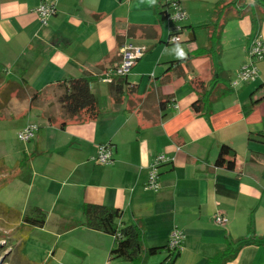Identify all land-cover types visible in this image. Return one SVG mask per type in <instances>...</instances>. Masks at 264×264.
I'll list each match as a JSON object with an SVG mask.
<instances>
[{
	"label": "crops",
	"instance_id": "1",
	"mask_svg": "<svg viewBox=\"0 0 264 264\" xmlns=\"http://www.w3.org/2000/svg\"><path fill=\"white\" fill-rule=\"evenodd\" d=\"M42 1L0 0V61L21 81L7 91L8 104L19 92L22 127H38L25 155L26 191L37 186L32 208L49 214L43 228L55 214L50 234L61 239L76 232L88 252L105 256L114 238L81 224V204L116 207L121 220L141 225L143 248L166 245L175 227L184 233L172 264H203L226 248V237H243L248 223L264 240V141L254 136L264 135V60L256 62L254 81L231 86L249 60L252 38L264 41V8L254 0H178L187 18L173 23L160 21L150 0H57L42 25L35 13ZM167 1L157 0L160 7ZM218 11L221 65L232 90L205 116L191 106L197 98L192 80L210 79V59L193 57L164 71L168 62L207 47L208 29L191 27L215 21ZM174 34L180 41H169ZM125 41L146 45V54L126 76L103 82ZM82 76L92 77L95 119L65 116L57 101V82ZM251 100L258 102L246 108ZM102 143L112 145L110 164L92 159ZM223 144L236 152L233 170L214 164ZM158 154L168 158L159 167V189L145 190ZM217 212L224 223L214 221ZM225 264H264V246L246 245Z\"/></svg>",
	"mask_w": 264,
	"mask_h": 264
},
{
	"label": "trees",
	"instance_id": "2",
	"mask_svg": "<svg viewBox=\"0 0 264 264\" xmlns=\"http://www.w3.org/2000/svg\"><path fill=\"white\" fill-rule=\"evenodd\" d=\"M153 5V11L160 21L166 19V9L168 2L162 7L158 5L157 0H150ZM254 3L264 8V0H254ZM166 7L164 11L161 9ZM264 12V10H263ZM215 21L199 25L195 28H207L209 31L208 45L203 49H194L186 56L168 62L164 73L188 62L193 57L206 56L211 61V77L205 82L200 78H194V84L197 92V98L192 103L195 112L208 116L211 111V105L225 94L231 92L229 79L225 70L221 65V47L220 35L223 26V13L218 11ZM264 19V16H263ZM254 20V19H253ZM190 39H194L191 33ZM91 76L71 77L57 82L62 87L61 93L57 97V101L65 116L72 117L80 113H84L87 119H95L99 115L97 101L90 89ZM121 92V91H120ZM258 100H251L245 106H252ZM64 123H62L63 125ZM254 136L258 140L264 141V135L257 133ZM252 138V137H249ZM236 152L228 145H221L215 160V166L225 167L229 170L235 168ZM82 225L114 238V247L109 251L110 259H121L131 264H145L147 259L162 251H166V257L159 263L172 264L173 260L179 255V251L171 252L167 244L163 246H150L143 248V230L140 224L128 223L121 220L122 211L116 207H110L103 204L82 203L81 204ZM32 216H24L23 221L37 227H43L46 214L38 207L32 209ZM118 234V237L115 236ZM246 245H263L264 240L255 237L252 225L248 223L246 234L236 240L226 237V248L216 253L213 257L208 258L203 264H225L233 259L238 251Z\"/></svg>",
	"mask_w": 264,
	"mask_h": 264
},
{
	"label": "rangeland",
	"instance_id": "3",
	"mask_svg": "<svg viewBox=\"0 0 264 264\" xmlns=\"http://www.w3.org/2000/svg\"><path fill=\"white\" fill-rule=\"evenodd\" d=\"M9 68L0 61V259H3L2 264H59V262L93 264L94 261L98 264L97 262L103 260V264H128L121 259H110L109 252L105 256L103 253L99 255L94 251L88 252L87 247L83 246L84 241L74 236L76 232L61 239L50 234L54 228L55 214L49 218L50 221L44 228L23 221L24 216L34 214L32 199L36 194L37 186L31 187L27 193L25 155L30 140L22 141L18 138V132L23 128L22 123L26 118L23 112L25 102L17 98L19 93L17 92L11 104H8L11 100L9 101L7 91L13 88L12 84L20 85L21 82ZM45 212L49 217L47 211ZM103 250L104 246H102Z\"/></svg>",
	"mask_w": 264,
	"mask_h": 264
},
{
	"label": "built area",
	"instance_id": "4",
	"mask_svg": "<svg viewBox=\"0 0 264 264\" xmlns=\"http://www.w3.org/2000/svg\"><path fill=\"white\" fill-rule=\"evenodd\" d=\"M57 0H43L35 9L38 20L42 25H46L49 18L56 12ZM169 4L166 9V20L170 22H182L187 18L186 11L182 8L178 0L167 1ZM170 42L176 43L180 41L177 35H171ZM147 46L144 44L125 41L119 47V59L109 66L102 74L103 82L111 83L115 77H123L130 73L137 61L141 59L147 52ZM248 62L241 66L235 80L231 81V86L254 81L258 76L256 62L264 60V41L261 35L256 34L249 43L247 48ZM36 124H28L18 132V138L22 141L31 140L37 132ZM93 161L98 164H110L113 162L112 145L110 143L98 144L96 147ZM168 158L162 154H158L149 164V172L143 184V188L149 191H157L159 189V167L167 161ZM214 221L216 223H224L226 217L222 213H215ZM118 237V234L115 238ZM184 241V233L174 228L167 241V247L171 252L181 250Z\"/></svg>",
	"mask_w": 264,
	"mask_h": 264
},
{
	"label": "water",
	"instance_id": "5",
	"mask_svg": "<svg viewBox=\"0 0 264 264\" xmlns=\"http://www.w3.org/2000/svg\"><path fill=\"white\" fill-rule=\"evenodd\" d=\"M2 262H3V259L1 258V259H0V264H2Z\"/></svg>",
	"mask_w": 264,
	"mask_h": 264
}]
</instances>
